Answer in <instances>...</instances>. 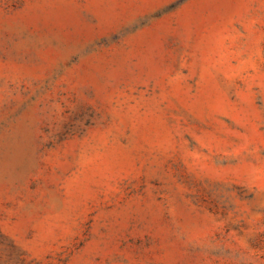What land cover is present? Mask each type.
<instances>
[{"label":"rangeland","instance_id":"obj_1","mask_svg":"<svg viewBox=\"0 0 264 264\" xmlns=\"http://www.w3.org/2000/svg\"><path fill=\"white\" fill-rule=\"evenodd\" d=\"M0 264H264V0H0Z\"/></svg>","mask_w":264,"mask_h":264}]
</instances>
